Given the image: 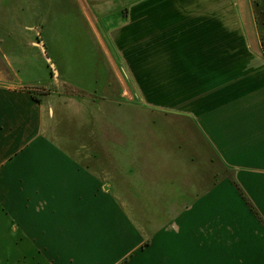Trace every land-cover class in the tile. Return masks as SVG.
<instances>
[{
  "label": "crops",
  "instance_id": "0c3cea01",
  "mask_svg": "<svg viewBox=\"0 0 264 264\" xmlns=\"http://www.w3.org/2000/svg\"><path fill=\"white\" fill-rule=\"evenodd\" d=\"M26 1L0 0L17 26L0 60V264H264L251 2Z\"/></svg>",
  "mask_w": 264,
  "mask_h": 264
},
{
  "label": "rangeland",
  "instance_id": "374dc122",
  "mask_svg": "<svg viewBox=\"0 0 264 264\" xmlns=\"http://www.w3.org/2000/svg\"><path fill=\"white\" fill-rule=\"evenodd\" d=\"M251 2V7H252V11H253V14H254V18H255V21H256V26H257V31H258V34L261 38V41H262V45H263V48H264V0H249ZM22 3V7L24 8V2L20 1ZM29 2V0H27L25 3L27 4ZM18 5L20 6L21 4L18 3ZM17 26H11L10 24H6V25H0V60H4L5 62L10 58L9 56V49L11 45H15L16 41L15 40H12L14 38H12L10 41L8 39V36H10V29L12 28V30L16 29ZM35 33L34 32V37H33V43H38V44H41L37 41V37L39 36H35ZM93 33V32H92ZM93 37V36H92ZM92 43H93V38H92ZM36 46H34L35 48ZM42 59H43V63L46 64V70H47V76L48 78H53L55 77L56 79L57 78V73L54 74L52 73V69L51 67L48 66L45 58H43L42 56ZM54 64V62H53ZM55 66V64H54ZM56 68V66H55ZM56 71H57V68H56ZM45 89H48L49 91H51V89L49 88H44L43 86H37V88H34L33 91L36 93V95L38 96H41V95H44L45 92L43 90ZM120 158V156H119ZM135 160V155H129L128 157V154H124L122 155V160L124 163H127V162H132Z\"/></svg>",
  "mask_w": 264,
  "mask_h": 264
},
{
  "label": "water",
  "instance_id": "95a60500",
  "mask_svg": "<svg viewBox=\"0 0 264 264\" xmlns=\"http://www.w3.org/2000/svg\"><path fill=\"white\" fill-rule=\"evenodd\" d=\"M43 52H44L45 60L47 61L48 65L52 69V73L56 74L57 73L56 68H55L52 60L50 59L49 55L47 54L46 49H45V46H43Z\"/></svg>",
  "mask_w": 264,
  "mask_h": 264
},
{
  "label": "trees",
  "instance_id": "16d2710c",
  "mask_svg": "<svg viewBox=\"0 0 264 264\" xmlns=\"http://www.w3.org/2000/svg\"><path fill=\"white\" fill-rule=\"evenodd\" d=\"M263 49H264V48H263ZM29 92H30L32 98H33L35 101H37V102H41V97L38 96V95H36V93H35L33 90H31V91H29Z\"/></svg>",
  "mask_w": 264,
  "mask_h": 264
}]
</instances>
